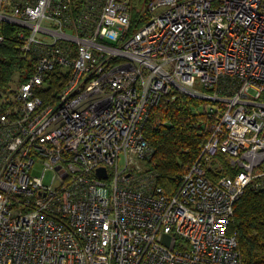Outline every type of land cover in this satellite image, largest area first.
Returning <instances> with one entry per match:
<instances>
[{
  "label": "built area",
  "instance_id": "built-area-1",
  "mask_svg": "<svg viewBox=\"0 0 264 264\" xmlns=\"http://www.w3.org/2000/svg\"><path fill=\"white\" fill-rule=\"evenodd\" d=\"M131 8L0 0L33 63L0 96V264H241L227 228L244 188L264 190V0H151L133 30ZM177 92L215 117L166 192L143 126Z\"/></svg>",
  "mask_w": 264,
  "mask_h": 264
},
{
  "label": "trees",
  "instance_id": "trees-1",
  "mask_svg": "<svg viewBox=\"0 0 264 264\" xmlns=\"http://www.w3.org/2000/svg\"><path fill=\"white\" fill-rule=\"evenodd\" d=\"M140 6L151 0H138ZM145 5V6H146ZM148 18L131 8V30ZM0 96L9 95L10 89L26 80L32 73L33 63L20 51L17 28L0 23ZM67 72L56 66L46 77L45 84L36 91L44 104L53 103L62 87ZM210 101L176 93L174 99L163 98L155 106L143 126L145 140L151 148L150 165L156 173L157 183L172 191L180 175L199 155L202 144L209 135V126L215 115L208 116ZM220 160L224 158L216 154ZM217 175L229 173L227 164ZM232 170L230 171V174ZM211 176L212 174L209 173ZM227 233L236 237L241 254V264H264V190L247 185L236 200Z\"/></svg>",
  "mask_w": 264,
  "mask_h": 264
},
{
  "label": "rangeland",
  "instance_id": "rangeland-1",
  "mask_svg": "<svg viewBox=\"0 0 264 264\" xmlns=\"http://www.w3.org/2000/svg\"><path fill=\"white\" fill-rule=\"evenodd\" d=\"M129 1H130V4H131L132 9H133V8H134V9L136 8V9L140 12V14L143 15V14H142V9H143V7H144L146 4L143 5V6H140L138 0H129ZM49 178H50V173H49V172H46V174H45V176H44V181H45V182H48V181H49ZM163 243H164V244L167 243V239H166V238H163Z\"/></svg>",
  "mask_w": 264,
  "mask_h": 264
},
{
  "label": "water",
  "instance_id": "water-1",
  "mask_svg": "<svg viewBox=\"0 0 264 264\" xmlns=\"http://www.w3.org/2000/svg\"><path fill=\"white\" fill-rule=\"evenodd\" d=\"M97 174L100 175V176H105V172L101 168L97 170Z\"/></svg>",
  "mask_w": 264,
  "mask_h": 264
}]
</instances>
